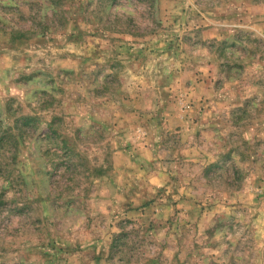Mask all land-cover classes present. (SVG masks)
Returning <instances> with one entry per match:
<instances>
[{
    "label": "rangeland",
    "instance_id": "1",
    "mask_svg": "<svg viewBox=\"0 0 264 264\" xmlns=\"http://www.w3.org/2000/svg\"><path fill=\"white\" fill-rule=\"evenodd\" d=\"M0 264H264V0H0Z\"/></svg>",
    "mask_w": 264,
    "mask_h": 264
}]
</instances>
